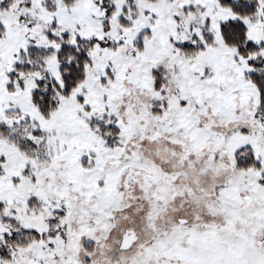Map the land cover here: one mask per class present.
Returning <instances> with one entry per match:
<instances>
[{
  "label": "snow or ice",
  "instance_id": "snow-or-ice-1",
  "mask_svg": "<svg viewBox=\"0 0 264 264\" xmlns=\"http://www.w3.org/2000/svg\"><path fill=\"white\" fill-rule=\"evenodd\" d=\"M0 264H264V0H0Z\"/></svg>",
  "mask_w": 264,
  "mask_h": 264
}]
</instances>
